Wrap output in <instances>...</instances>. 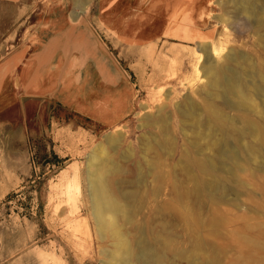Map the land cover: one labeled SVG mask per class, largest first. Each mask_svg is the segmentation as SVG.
<instances>
[{
	"label": "rangeland",
	"instance_id": "1",
	"mask_svg": "<svg viewBox=\"0 0 264 264\" xmlns=\"http://www.w3.org/2000/svg\"><path fill=\"white\" fill-rule=\"evenodd\" d=\"M218 8L215 35L165 39L145 52L147 65L132 76L136 108L121 125L54 129L49 147H17L0 134V264H106L111 240L97 231L86 179L100 147L118 169L103 176L130 212L121 224L132 245L147 244L166 264H205L209 256L264 264V254L239 250L248 233H264V140L251 129L264 132V86L255 87L264 84V0H219ZM21 11L0 4V57L22 30ZM230 51L248 97L216 99L218 115L232 118L227 136L212 119L202 67L225 64ZM231 151L237 166L224 158Z\"/></svg>",
	"mask_w": 264,
	"mask_h": 264
},
{
	"label": "crops",
	"instance_id": "2",
	"mask_svg": "<svg viewBox=\"0 0 264 264\" xmlns=\"http://www.w3.org/2000/svg\"><path fill=\"white\" fill-rule=\"evenodd\" d=\"M218 1L0 0L18 4L24 24L0 57L2 139L49 147L54 129L121 125L136 108L132 76L147 65L145 52L165 39L215 35Z\"/></svg>",
	"mask_w": 264,
	"mask_h": 264
},
{
	"label": "bare ground",
	"instance_id": "3",
	"mask_svg": "<svg viewBox=\"0 0 264 264\" xmlns=\"http://www.w3.org/2000/svg\"><path fill=\"white\" fill-rule=\"evenodd\" d=\"M236 59L237 55L230 51V53L225 56V64L222 63V65L220 64L217 66L213 62L211 64L209 60V64L208 62H205L207 64L202 67L203 77L207 80V91L205 95L211 103L210 113L212 119L217 127L216 129L223 131L227 136L232 134V118H222V115H218V106L215 103L216 99H221V101L224 102L225 100L230 99L229 97L231 95L238 97L241 100L248 97V85L242 82L240 72L230 67V63L236 61ZM258 77L261 79V82L264 83L262 72L258 74ZM261 86H264V84L256 85L255 87L260 88ZM192 106L193 105L190 103L187 105V109L189 110L186 112L189 116H193L190 111ZM249 123L250 122H247V124ZM251 127L250 128L264 140V132H262L261 127L258 124L252 123ZM107 139L111 143L116 141L114 137L111 139L109 137ZM101 148L102 147L98 150L100 155L95 153L90 156L86 179L88 181L89 196L91 200L90 209L95 219L97 231L102 239L109 238L111 240L110 249L106 250V264H135V262H140L141 264H166L163 255L146 246L147 244L144 245L142 242H139L136 245H132L126 231H124L125 229L123 230L124 225H122L123 223L121 224V221L124 219L125 223H129L131 221L130 212L127 211L114 195L111 184L103 176L104 169L106 172L109 171L107 172V175H109L108 173L110 172H117L118 169L114 168L112 166L113 164L110 165V152ZM224 158L225 160L232 161V163L235 164L234 166L238 165L237 151L227 152L224 155ZM96 160L98 161V164H94V161L97 162ZM207 167L209 171L213 168L211 161L207 163ZM232 182L236 183V180L233 179ZM198 183L199 185L206 184L200 181H198ZM165 209L168 212L172 211L173 205L170 201H167ZM203 241L201 243H203ZM243 249H248L251 256H260L261 258L262 254H264V233L262 231L248 233L244 237V241H240L239 244V250ZM215 250L219 251L216 247ZM219 263V258L211 256H209L205 262V264Z\"/></svg>",
	"mask_w": 264,
	"mask_h": 264
}]
</instances>
